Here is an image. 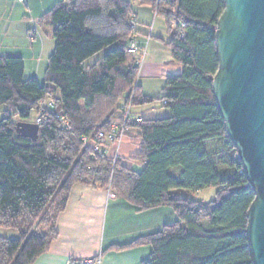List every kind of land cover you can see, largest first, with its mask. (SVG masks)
<instances>
[{
    "label": "trees",
    "instance_id": "trees-1",
    "mask_svg": "<svg viewBox=\"0 0 264 264\" xmlns=\"http://www.w3.org/2000/svg\"><path fill=\"white\" fill-rule=\"evenodd\" d=\"M138 1L163 17L169 38L161 40L182 65L164 76L160 100L169 116L127 122L138 133L139 171L88 145L122 118L124 105L154 100L140 92V56L127 49L135 31L129 1L60 0L42 14L38 25L52 28L54 43L42 84L24 78L19 55L0 56V227L18 232L0 236V264H32L47 250L75 184L104 188L139 210H174L178 222L114 246L149 245L141 264H251L245 228L254 192L212 92L224 0ZM19 121L39 126L37 140L16 134ZM210 187L213 200L192 199Z\"/></svg>",
    "mask_w": 264,
    "mask_h": 264
},
{
    "label": "crops",
    "instance_id": "crops-1",
    "mask_svg": "<svg viewBox=\"0 0 264 264\" xmlns=\"http://www.w3.org/2000/svg\"><path fill=\"white\" fill-rule=\"evenodd\" d=\"M58 1L0 0V56L19 55L23 60L24 78L35 77L40 84L39 75H43L44 82L47 59L54 43L52 28L40 27L38 19ZM132 3L136 43L143 49L137 83L146 96L141 79L164 82V76L180 74L182 65L173 60L170 48L161 40L169 38L163 17L138 0ZM150 20L153 26L148 25ZM148 110V104L134 106L131 113L134 118L147 119ZM137 142V130L129 129L118 151L122 165L133 170H136L134 166L138 167L139 171L143 164L132 159L138 152ZM178 221L177 214L169 207L139 210L104 188L75 184L57 218L56 238L32 264H65L69 259L98 256L99 262L95 264H141L150 255L149 245L122 249L114 246L127 245Z\"/></svg>",
    "mask_w": 264,
    "mask_h": 264
},
{
    "label": "water",
    "instance_id": "water-1",
    "mask_svg": "<svg viewBox=\"0 0 264 264\" xmlns=\"http://www.w3.org/2000/svg\"><path fill=\"white\" fill-rule=\"evenodd\" d=\"M215 48L213 97L254 192L245 228L251 264H264V0H224ZM38 131L36 123L15 124L32 141Z\"/></svg>",
    "mask_w": 264,
    "mask_h": 264
},
{
    "label": "built area",
    "instance_id": "built-area-1",
    "mask_svg": "<svg viewBox=\"0 0 264 264\" xmlns=\"http://www.w3.org/2000/svg\"><path fill=\"white\" fill-rule=\"evenodd\" d=\"M19 1L24 2L25 0H19ZM131 23L133 26H135L134 21H132ZM170 25L177 31L183 33V28H184L183 23L173 19L171 20ZM127 49L129 53L134 55H139L140 56L139 61L141 60L143 49H140L137 46L135 31H132L128 39ZM129 118H132L130 103L123 106L122 118L118 122L111 123L107 131L99 132L95 137V140L88 142V145H90L95 152L111 158L113 162L117 161L118 159H120V156L118 155L119 144L122 141V139L125 138L128 134L127 122ZM136 119L140 120L139 117H137ZM38 121L39 119H37V122ZM83 140L85 141V139ZM112 147L114 148L113 151H112ZM108 193L110 194L111 192L108 191ZM97 262H99V256L95 258L69 259L65 264H95Z\"/></svg>",
    "mask_w": 264,
    "mask_h": 264
},
{
    "label": "rangeland",
    "instance_id": "rangeland-1",
    "mask_svg": "<svg viewBox=\"0 0 264 264\" xmlns=\"http://www.w3.org/2000/svg\"><path fill=\"white\" fill-rule=\"evenodd\" d=\"M127 1H129L131 7L133 8L132 2H134L135 0L134 1L127 0ZM151 24L153 26L152 20L149 21L148 25H151ZM113 47L114 46L111 45L103 49L102 51H100L99 53L91 57L87 62L92 63L94 60L101 57L105 52H107L109 49H112ZM39 81L43 83V75H39ZM140 82L142 84L143 91L146 92L147 94L146 96L154 99L152 102L148 103L149 113H145V116H147L148 118H163V117L169 116V109L164 107L163 101L160 100L163 94V86H164L163 80L160 79V80L149 81V80L141 79ZM1 116L2 115H0V117ZM33 116L34 114L31 115V118H33ZM112 151H113V148H112ZM118 155H119V151H118ZM134 169L138 170L139 168L134 166ZM214 198H215V189L211 187L192 193V199L202 201V202H209L213 200ZM0 236H3L5 238H10V239H16L18 237V232L13 228L0 227Z\"/></svg>",
    "mask_w": 264,
    "mask_h": 264
}]
</instances>
